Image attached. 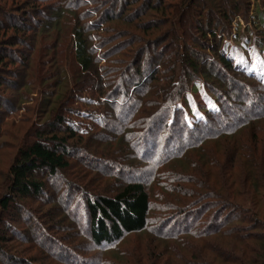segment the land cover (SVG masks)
<instances>
[{
    "label": "rangeland",
    "instance_id": "374dc122",
    "mask_svg": "<svg viewBox=\"0 0 264 264\" xmlns=\"http://www.w3.org/2000/svg\"><path fill=\"white\" fill-rule=\"evenodd\" d=\"M249 2L248 14L243 19L241 17L234 19L231 32L224 34L222 44L218 47V52L221 51L237 71H226L212 52L207 50L206 56L210 58L209 60L205 55H202L199 48H195L191 54L193 61L201 65L202 68L205 67V70H209L213 77L208 78L206 82L202 77L193 76V80L186 86L185 92L179 99L177 105L181 108L182 117L188 113L192 115L190 116L192 121H189V124L192 125L189 128L184 126L181 117V119H176L181 122H178L175 127L170 128L168 124H165L161 125L163 127L159 131L152 130L150 138L152 141L144 150L147 155L151 152L154 157L146 156V164L142 165V168L145 170L143 171L145 175L154 171L155 176L159 174L161 180L158 182L153 180L146 187L151 205L148 214L149 221L153 222L154 217H161L167 213L162 214L154 210V207L164 206V203L167 202L168 199L165 200V197L168 198L170 192L165 188H194L186 182L185 184L176 182L177 177L179 180L189 179V181L191 177H196L205 183H218L215 175H211L215 172L214 168L211 169L213 163L219 166L224 165L238 140L247 142L249 130L264 124V120H256L255 124L242 130L238 136L226 137V135H222L218 139L202 140L203 143H200L202 145L200 147H198L200 144L196 148L186 147L188 137H193L194 141L198 142L197 139L204 135L200 132H206L205 127L201 126L194 130L193 125L198 120L196 113L201 114L202 111V116L198 114V117L202 119L212 114L216 117V113H210V111L216 109L219 111L221 114L219 123L215 122L217 119L212 121L213 123L209 125L213 126L208 128L211 130L222 122L228 123L231 127L236 120L246 119L245 111L250 109L247 107L248 105L246 106L248 101L257 102L261 107H264V0H249ZM145 4L146 0L136 1L135 4L126 7L122 16L129 17L132 12L143 8ZM113 5L112 0H0V9L5 7L11 11L12 16L10 17H13L12 21L0 17L3 21L2 24H5L3 25L4 30H10L7 27L17 23L22 27L26 25V30L29 31L27 44L19 49L18 56H15L20 59V55H25L23 67L21 68L17 64V66L9 68V70H14L15 67H18L20 76L14 77L15 72L10 74L11 77L5 75L6 85H0V96L7 97L0 108V185L3 183L4 174L11 163L17 145L20 147L31 142L34 139L32 138L33 132L43 130L42 124L45 120L49 119L51 122L57 113H60L66 120L63 127L72 126L78 132L77 135L83 136L78 148L74 152L70 151L72 168L65 174H58L56 178L63 177L66 181L79 184V187L84 189L87 185L91 189L89 191L93 192L95 187L114 188L117 182L120 184L125 182L127 175L120 176V174L112 172L111 169L115 166L121 168V166L137 163L133 156L134 151H130L126 144L119 145L122 136L126 135L125 127L144 117L146 111L150 113L152 110L153 113L154 107L150 108L147 104L157 101L154 99V93L159 94V91L166 85L165 67L169 66L172 69L176 67V78L173 82L174 84L178 83V78L182 76V69L180 62L176 64L177 60L175 59H177L176 53L180 51L182 54V51L180 49L178 51L167 42H163L157 49L135 42L129 44V41L133 39L131 40L130 36H125L126 32H123L129 28L122 23V20L112 19L116 13H119L116 10L112 12ZM123 6L124 3L121 4V8ZM186 7L191 8V3H187ZM25 12L29 14L27 21L22 20ZM86 14L91 15L90 18L82 20L81 18ZM148 14L139 17V19L141 21L151 19ZM77 15H82V17L79 16L81 25L97 23L105 16L109 18V21L104 23V27H107L106 31L91 30V26L84 30L85 35H89L88 44L98 57L96 64L103 69L101 73L103 77L101 79L102 94L90 88L95 85L94 76L91 77V84L88 82L79 87L73 84L74 73L78 71L70 49V30L77 22ZM21 23L22 25H20ZM176 27L178 34L181 35L182 32L177 24ZM183 29L188 33L184 35V42L187 41L189 47H192V40L198 37L199 33L194 30L193 26H185ZM128 31L130 33L132 30ZM54 41L58 42L55 52L51 48ZM178 45L182 46L181 43ZM59 49H61V55ZM144 50L145 56L139 65L135 66L138 55ZM54 55H56V60H61L62 69L56 78H50L44 87L45 85H41L40 79L50 74L49 72L52 70L50 66L44 65ZM42 61H44L43 64ZM158 62L162 65L158 69L156 80L149 81L147 76L150 72L149 67H154V64ZM112 69L116 70L113 73L109 72ZM129 69L130 71H128ZM119 70L121 71L117 72ZM125 70L128 71L127 74ZM137 70L140 75L146 76V80L139 82ZM187 71L193 73V71ZM57 79L60 83L57 82ZM22 83H26L28 86L21 87ZM88 84L89 87H87ZM146 89H151V91L144 95ZM213 92L218 95L217 98L211 96ZM117 94L119 97L116 96ZM44 95L46 96L44 97ZM111 95L124 102L127 107L124 114L117 116L118 110L114 106ZM139 104L147 106L146 108L142 106L139 110ZM244 106H246L245 110L242 108ZM135 109L137 112L134 114L133 110ZM152 113L151 115H153ZM172 113L173 111H170L169 117L174 116ZM233 113H237V119L231 117ZM254 113L255 115L262 114L263 110H255ZM111 117L113 122L109 131L98 128V125L108 123ZM157 126L159 125L155 127ZM29 127H33L32 132H29ZM169 136H171L170 139ZM189 140L191 139L189 138ZM18 141L19 143H17ZM169 143L173 145L167 146ZM172 151L175 153L174 155L171 154ZM178 153L179 156L175 157ZM149 160L151 161L149 162ZM246 167L248 168V166ZM121 169L124 171L123 173L129 175V170ZM237 171L238 168L233 172L231 170L226 173L228 176L231 174L230 183L235 180L236 182H234L240 186L245 198L238 201L245 209L243 211L248 210L249 213L246 215L238 212L237 219L230 217L226 221V228L240 230V235H244L247 240L238 245V250L231 251L230 247L225 248L223 250L224 257L213 252L214 245H219L220 241L211 240L208 244L199 242L197 245L200 250L208 251L202 259L207 264H259V256H255L254 252L263 253L264 201L261 196L264 197V190L258 189V192L254 181L258 185L264 183V164L260 166L258 172L254 173L255 178H250V174H241V171L239 173ZM76 172H82L88 183L75 180L73 175H76ZM198 172H203L208 181L200 178ZM167 174H170V180H167ZM256 174L258 175L256 176ZM48 185L50 186L45 190V196L42 198L18 203L25 212L29 213L31 218L30 216L21 218L10 209L4 213L0 221V233L6 237L7 241L5 247L8 248L5 250H11L10 253L16 257L31 260L34 264H124L130 254L140 255L137 248L148 246L154 237L147 231H143L136 235L124 236L121 241L110 247H97L88 236V227L85 224L86 210L82 197L73 193L70 205L50 203L49 198L52 193L57 189L61 193L66 186L64 183H59L57 179L49 180ZM171 195L174 196V194ZM215 211L209 210L207 215H212ZM151 226L152 223L148 225L147 230ZM255 232L262 236L258 242L249 240L250 234L248 233ZM165 243L166 245L162 246L160 251L174 250L173 253L179 251L180 245L176 241L168 240ZM184 243L185 241L181 246ZM228 256L231 258L224 259ZM0 260L3 259L0 257ZM188 261V264H195L198 261L196 264L202 263L200 260L188 259ZM172 262L179 264L174 258H172ZM3 264L12 263H8V260L4 259Z\"/></svg>",
    "mask_w": 264,
    "mask_h": 264
},
{
    "label": "trees",
    "instance_id": "16d2710c",
    "mask_svg": "<svg viewBox=\"0 0 264 264\" xmlns=\"http://www.w3.org/2000/svg\"><path fill=\"white\" fill-rule=\"evenodd\" d=\"M136 1L138 0H122V2L121 0H112L114 4L111 9L112 12L114 10L119 11L112 19L122 20V23L132 30L130 33L128 31L129 29H125L126 31L123 30L124 33L126 32L124 34L125 36H130L131 40L133 39L129 41V44L135 42L137 44L146 45L147 47L149 46V48L157 49L163 42H167L168 45L178 49V51L179 49L182 51V54L180 51L176 53L177 59H175L177 60L176 64L180 62L182 69V76L178 78V83L174 84L173 82L176 78V67L175 69L169 66H167V68L165 67V71H163L166 74V85L159 91V94L154 93V99H157V101L147 104L150 108L154 107L153 113L150 109V113L148 111H146V113L144 112V117L133 122L128 127H125L127 132L126 135L122 136L119 145L126 144L130 151H134L133 156H135L134 159L137 163L130 166L125 165V167L121 166V168H125L127 171L129 170V175L123 173L124 171L120 167L115 166V168L111 169L112 172L114 174L117 173V175L120 174V176L127 175L125 182L121 184L117 182L114 188L105 187L101 189V186L95 187L92 190L93 192L89 191L91 189L87 185L84 189L79 187V184L77 185L72 181H66L63 177L56 178L58 174H65L72 168L70 161L72 155L70 151L74 152V150L78 148L83 136L77 135L78 132L73 129L72 126L63 127V124H66V120L60 113H57L53 116L54 119L51 122H49V119L45 120L42 124L43 130L41 129L33 132L32 138L34 139L31 142L20 147L17 145L11 163L4 174L3 183L0 185V221L4 213L10 209H12L15 215L21 216V218L30 216L18 203L42 198L45 196V190L50 186L48 185L49 180L52 181V179H57L59 183H64L66 187L63 188L61 193H59V189L55 190L56 192L52 193L49 198L50 203L57 202L61 205H70L72 203L73 193L81 196L86 210L85 224L88 227V236L95 246L110 247L116 242L121 241L124 236L136 235L143 231H147L154 236L148 243V246H140L137 248L139 249L140 255L137 254L134 256L135 253L130 254L126 258L124 264H173L172 258L176 259L179 264H188V259L195 261L200 260V262H202L201 264H207V262H204L202 259H204L208 251L206 252L205 249L200 250L197 245L199 242L208 244L211 240L220 241L219 245H214L213 252L218 256L224 257L225 253H223V250L225 248L230 247L231 251L238 250V245L247 240L244 235H240V230L236 228H226V221L230 217L237 219L238 212L246 215L249 213L248 210L243 211L245 209H243L242 204L238 201L245 198L240 190V186L235 183V180V182L233 181V183H230L231 174L228 176L226 172L231 170L233 172L238 168L237 173L241 171V174H250V178H255L254 173L258 172L257 170L264 164V124L261 127H255L249 130V137L247 136L249 139L247 142L238 140L230 156L225 160L224 165L219 166L213 163L211 169L214 168L215 172L210 174L212 176L215 175L216 182L218 183H205V181L197 179L196 177H191L190 181L189 179L179 180V177H177L176 182L178 181L183 184L186 182L194 186V188H165L166 191L170 192V194H174V196H170L169 194L168 198L165 197V200H168L164 203V206L158 208L154 207V210L162 214H165V212L170 213H166L161 217H154L153 222L148 219L151 205L146 187L151 184L153 180L158 182L161 179L159 174L155 176L156 173H154V171H151L149 175L143 173L145 170L142 168V165L146 164L145 157H154L151 152L147 155L144 148L152 141V139H150L152 130L159 131L163 127L161 125L165 124H168L169 127L172 128L175 127L178 122H181L176 121L177 118L181 119L182 117L181 108L178 107L177 104L180 97L185 92L186 86L193 80V76L202 77L203 81L206 82L208 78L213 77L209 70H205V67L202 68L201 65L193 61L191 54L195 48H199L202 55L205 56L207 55V50L210 53L212 52L213 55L217 56V59L226 71H237L231 61L225 57L221 51L220 53L218 52V47L222 44L221 42L224 34L226 32H228V34L231 32V25L234 19L236 17H241L243 19L245 15L248 14L250 2L249 0H146V4L143 8L137 11L135 10L129 17L124 18L122 15L125 13L126 7L135 4ZM122 3H124V6L121 8ZM187 3H191L192 7L187 8ZM188 9L190 10L187 18ZM10 12L11 11H8L5 7L2 8L0 9V17L12 21L13 17H10L12 16ZM147 13H149L148 16H151V19H144V21H141L139 17L141 18ZM28 15L29 14L25 12L22 20L25 19L27 21ZM79 16L82 17V15ZM79 16H76L77 22L70 30V49L78 71L74 73L75 79L73 80V84L78 87L88 82L91 84V77L94 76L95 85H92L90 88L102 94L103 87L101 85V79L103 77L101 73L103 69L96 64V59L98 57L88 44L89 35L86 36L84 30L86 27L91 26V30L106 31L107 27H104V23L109 21V18L104 15L105 17L97 23L91 25L84 23V25H81L79 24ZM90 16L91 15L86 14L81 19L85 20V18H90ZM2 23L3 21L0 19V85L4 86L6 83L4 80L5 75L11 77L10 74L15 72L14 77L20 76V69L18 67H15L14 70H9V68L10 66H17V64L18 66L20 65L21 68L23 67V57H25V55H20V59L15 56H18L17 54L20 52L19 49H22V47L27 44V33L29 31L26 30V25L22 27L18 26L17 23H13L9 26L6 25L8 26L7 28L10 29L6 31L3 28L5 24ZM176 24L182 32L181 35H179L176 30ZM20 25H22V23ZM185 26H193L194 30L199 33L198 37L193 38L192 47H189L187 41L184 42V35L188 34L185 29H183ZM162 29L164 30L162 31ZM179 43H181L182 46L179 47ZM57 45V41H54L51 45L53 52L57 50ZM48 49L50 50V48ZM59 51L61 55V49H59ZM145 53L144 50L138 55L139 57H137L135 66L139 65ZM206 57L207 59L209 58L208 56ZM46 62L44 66H50L52 70H50V74L40 79L41 85H45L44 87L48 84V80L50 78H56L62 69V62L61 60H56V55L50 57V60ZM43 63L44 61H42V64ZM161 65L162 64L158 62L154 64V67H149L150 72L149 75H147L149 81L156 80V74ZM114 70L116 69H112V71L110 70L109 72L113 73ZM187 70L193 71V73ZM120 71L121 70L117 72ZM128 71H130V69ZM137 73L139 75V82L146 80V76L140 75L138 70ZM57 82L60 83L59 80ZM27 86L26 83L21 84V87ZM87 87H89V84ZM150 91L151 89H146L144 95H147ZM211 94V96H216V98L218 96L217 94L215 95L214 92ZM45 96L46 95H44V97ZM116 96L119 97L118 94ZM110 97H112V95ZM6 98L7 97L0 96V108H2V104L5 103ZM112 99L114 106L118 110L117 116L124 114L127 108L124 102L116 99V97H112ZM147 105L139 104L138 109L140 110L142 106L146 108ZM246 106L250 108L245 111L247 114L246 119L240 121L236 120L231 127L228 123L222 122L215 127L217 129L212 128V132L208 128H211L213 125L210 127L209 124L213 123L212 121L216 119L215 122L218 121L219 123V119L221 118L219 111L217 109L210 111V113L215 112L217 118L212 114L200 119L198 114L202 116L203 112L201 111V114L196 113L198 120H196L193 125L194 130L201 126L202 128L205 127L206 132H200L204 135L201 134L202 137L197 139L198 142L194 141L195 138L188 137V140L189 138L191 140H187L186 147L196 148L201 142L203 143L202 140L218 139V137L222 135H226V137L238 136L242 133V130L255 124L258 120H264V107H261L259 103L248 101ZM246 106L242 108L244 109ZM136 109L133 110L134 114L137 112ZM260 109L263 110V113L255 115V110L258 111ZM170 111H173L172 115L174 114V116L169 117ZM151 113L153 115H151ZM190 116L192 115L188 113V115L182 117L183 125L187 128L192 125L189 124V121H192ZM236 116L237 113L231 115L233 119H237ZM112 122L113 119L111 117L108 123L98 125L99 127H97L103 131H109ZM156 125L159 126L155 127ZM32 130L33 127H29V132H32ZM252 137L253 139L251 140ZM168 138L170 139L171 136ZM17 143H19V141ZM201 144L198 147L202 146ZM171 145L173 144L169 143L167 146ZM171 154L174 155L175 153L172 151ZM177 156H179V153L175 157ZM150 161L151 160H149V162ZM246 166H248V168ZM112 172L110 173L112 174ZM198 174L200 178L208 181L207 176L204 175L203 172H198ZM257 175L258 174H256V176ZM73 176L77 181L88 183L82 172H76V175ZM166 178L170 180V174H167ZM254 185L257 191L258 189L264 190V183L258 185V183L254 181ZM261 199L264 201V197L261 196ZM209 210L216 211L212 215H207ZM225 217L226 219H224ZM221 219L223 220L221 221ZM151 223V228L149 227L147 230L148 225ZM256 228H258L257 225ZM248 234H250L249 240L255 242H258L262 237L260 233L257 232ZM168 240H174L180 245L178 247L179 251L176 250L178 252L173 253L174 250L160 251V248L165 246V242ZM184 241V245L181 246ZM6 242V237L2 236L0 233V257L3 260L6 259L8 263L12 264H34L31 260L12 255L10 253L11 250H5L8 248L5 247L7 246ZM163 243L165 244L163 245ZM254 255L259 256V264H264V248L263 253L258 251L256 253L254 252ZM228 258L231 257L228 256L224 259ZM3 260H0V264H3Z\"/></svg>",
    "mask_w": 264,
    "mask_h": 264
}]
</instances>
